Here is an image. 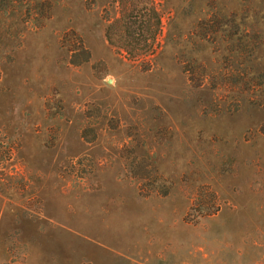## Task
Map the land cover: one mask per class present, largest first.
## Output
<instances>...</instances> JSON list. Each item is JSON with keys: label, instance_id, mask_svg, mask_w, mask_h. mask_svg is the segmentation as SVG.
<instances>
[{"label": "rangeland", "instance_id": "rangeland-1", "mask_svg": "<svg viewBox=\"0 0 264 264\" xmlns=\"http://www.w3.org/2000/svg\"><path fill=\"white\" fill-rule=\"evenodd\" d=\"M0 264H264V0H0Z\"/></svg>", "mask_w": 264, "mask_h": 264}, {"label": "trees", "instance_id": "trees-1", "mask_svg": "<svg viewBox=\"0 0 264 264\" xmlns=\"http://www.w3.org/2000/svg\"><path fill=\"white\" fill-rule=\"evenodd\" d=\"M132 19H131V17H128V23L127 24H129L128 25V27L130 28V26L132 27L131 29H132V32H133V30H135L134 28H136V26H137V24L139 25L141 22H143V23H148L149 21H150V15H147V16H143L142 17V19H140L139 21H136V22H133V21H131ZM157 20V19H156ZM156 23H158V21L156 22ZM138 27V26H137ZM127 35H130L129 33H126ZM126 53H129L130 55H131V57H132V59L134 58V57H136V56H138V53H137V51H135L133 48H127V47H125V49H123Z\"/></svg>", "mask_w": 264, "mask_h": 264}]
</instances>
